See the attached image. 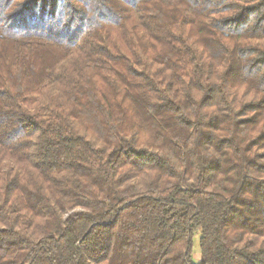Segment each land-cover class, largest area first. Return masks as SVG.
Masks as SVG:
<instances>
[{
	"label": "trees",
	"instance_id": "16d2710c",
	"mask_svg": "<svg viewBox=\"0 0 264 264\" xmlns=\"http://www.w3.org/2000/svg\"><path fill=\"white\" fill-rule=\"evenodd\" d=\"M0 264H264V0H0Z\"/></svg>",
	"mask_w": 264,
	"mask_h": 264
},
{
	"label": "rangeland",
	"instance_id": "374dc122",
	"mask_svg": "<svg viewBox=\"0 0 264 264\" xmlns=\"http://www.w3.org/2000/svg\"><path fill=\"white\" fill-rule=\"evenodd\" d=\"M194 252H195V253L198 252V250H197V245H195ZM195 253H194V257H195V260L197 261L198 256H197Z\"/></svg>",
	"mask_w": 264,
	"mask_h": 264
}]
</instances>
